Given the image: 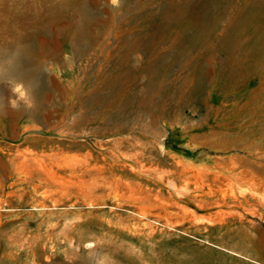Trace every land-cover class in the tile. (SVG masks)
<instances>
[{
	"label": "rangeland",
	"instance_id": "obj_1",
	"mask_svg": "<svg viewBox=\"0 0 264 264\" xmlns=\"http://www.w3.org/2000/svg\"><path fill=\"white\" fill-rule=\"evenodd\" d=\"M262 1L0 0V50L54 18L22 59L55 87L37 120L3 105L0 264H264Z\"/></svg>",
	"mask_w": 264,
	"mask_h": 264
},
{
	"label": "bare ground",
	"instance_id": "obj_2",
	"mask_svg": "<svg viewBox=\"0 0 264 264\" xmlns=\"http://www.w3.org/2000/svg\"><path fill=\"white\" fill-rule=\"evenodd\" d=\"M47 1V0H45ZM75 1V0H73ZM237 1V0H236ZM246 1V0H245ZM264 1V0H263ZM262 1V2H263ZM54 2V1H53ZM256 2V1H255ZM50 3V2H49ZM241 3V2H240ZM244 3V1H243ZM259 3V1L257 2ZM261 3V2H260ZM259 3V4H260ZM52 4V3H51ZM165 4V3H164ZM228 4V3H227ZM233 4V2H232ZM250 4V3H249ZM47 5V4H46ZM68 5V4H67ZM33 6V5H32ZM35 6V5H34ZM56 6V5H55ZM65 6V4H64ZM69 6V5H68ZM67 6V8H68ZM259 6V5H258ZM51 7V6H50ZM58 7V6H57ZM57 7H54V10H56L55 8ZM74 7V6H73ZM240 7V6H239ZM263 7V6H262ZM66 8V9H67ZM238 8V7H237ZM251 8V7H250ZM36 9V8H35ZM59 8H57L58 10ZM63 9V7H62ZM65 9V8H64ZM65 9V10H66ZM71 9V8H70ZM239 9V8H238ZM248 9V8H247ZM56 10V11H57ZM69 10V9H68ZM74 10V9H73ZM228 10V9H227ZM55 12V11H54ZM58 12V11H57ZM230 12V11H228ZM239 13H240V16H241V12L239 10ZM57 14V13H56ZM54 14V15H56ZM239 15V14H238ZM262 15V14H261ZM58 16V15H57ZM174 16V15H173ZM247 16V15H246ZM249 16V15H248ZM43 17H45L43 15ZM56 17V16H55ZM235 17V16H234ZM42 16L40 15V17L38 18V20H34L33 22H31V27H20V30L18 29H11V34L13 36V42L9 45V46H6V48H3L0 50V53H3L5 50H13V49H16V50H19L21 52V55H20V58L19 60L17 61V63L14 65V66H11L7 69V76L10 77V78H14L16 80H20V81H23V82H27L28 86L31 87V88H36L37 85H36V81H34L32 78H30V76L32 75V73L35 71L34 68H24L23 66V59L22 57L24 56V58L26 59L29 55H31L32 53V50H33V53L36 52L37 55H42L43 54V45L44 43L41 42V38H44V37H49L50 35H52V29L54 28L52 25H54V18L49 16L48 19L47 16L46 18H44L43 20L41 19ZM59 17H57L58 19ZM176 19V18H175ZM179 19V18H178ZM248 20V19H247ZM225 21V20H224ZM235 22V21H234ZM185 23V22H184ZM226 23V21H225ZM233 23V22H231ZM195 24V23H194ZM231 26V25H230ZM77 27V26H76ZM74 26V28H76ZM193 27V26H192ZM83 28V27H82ZM77 29V28H76ZM81 29V27H80ZM75 31V29H73ZM78 30V29H77ZM76 30V32H77ZM178 30V29H177ZM195 31V29H193ZM221 30V29H220ZM85 31V30H83ZM198 32V30H196ZM235 31V30H234ZM244 31V30H243ZM177 32V31H176ZM237 32V31H236ZM175 33V32H174ZM204 33V32H203ZM76 34V33H75ZM177 34V33H175ZM175 34H173L175 36ZM178 34H179V30H178ZM187 34V33H186ZM210 34V33H209ZM212 34V33H211ZM210 34V35H211ZM195 37L196 35L193 34ZM245 35V34H244ZM178 36V35H176ZM187 36V35H185ZM198 36V35H197ZM208 36V35H207ZM236 36V35H235ZM240 36H243V35H240ZM247 36V35H245ZM70 37V36H69ZM76 37V36H75ZM179 37V36H178ZM188 37V36H187ZM200 37V36H199ZM198 37V38H199ZM203 37V36H202ZM234 37V36H233ZM251 37V36H250ZM177 38V37H175ZM174 38V39H175ZM181 38V36H180ZM206 38V37H205ZM204 38V39H205ZM243 38V37H242ZM249 38V37H248ZM75 39V38H74ZM79 39V38H78ZM200 39V38H199ZM202 39V38H201ZM200 39V40H201ZM240 39V38H239ZM173 40V39H172ZM197 40V39H196ZM222 40V39H221ZM248 40V39H247ZM75 41V40H74ZM245 41V40H244ZM197 42V41H195ZM84 43V42H82ZM225 43V42H224ZM31 44V45H29ZM74 44V43H73ZM195 45V43H193ZM77 45V44H76ZM260 45V44H259ZM4 47V46H3ZM87 47V46H86ZM257 47V46H255ZM1 48V47H0ZM260 48V46H259ZM257 48V49H259ZM188 50V49H187ZM51 50H49L50 52ZM47 52V51H46ZM45 52V53H46ZM53 52V51H51ZM47 54V53H46ZM195 54V53H194ZM260 54V53H259ZM49 55V54H48ZM53 55V54H52ZM234 55V54H233ZM264 55V54H263ZM45 56V55H44ZM260 56V55H259ZM50 57V56H49ZM264 57V56H263ZM263 57L261 56L262 60L264 61ZM44 58V57H43ZM46 58V57H45ZM199 59V58H198ZM38 61V59H35ZM34 60V61H35ZM234 60V59H232ZM237 60V58H236ZM261 60V62H262ZM45 61V60H44ZM178 63V62H177ZM236 63V62H235ZM27 65V64H26ZM38 65V64H37ZM29 66V65H28ZM38 67V66H37ZM37 70V69H36ZM39 77V76H38ZM38 77H33L34 79H36L38 82H39V87L43 86V82H40L39 81V78ZM48 82V81H47ZM50 82V81H49ZM38 87V88H39ZM43 87H48L49 90L53 91L55 89V87L52 85V84H47V85H44ZM201 87V86H200ZM264 90V89H263ZM255 91V90H254ZM47 93V92H46ZM263 93V92H262ZM48 94V93H47ZM252 93H250V96H251ZM46 95V94H45ZM253 95V94H252ZM259 95V93H258ZM263 95V94H262ZM7 96V95H6ZM47 97V96H46ZM45 97V98H46ZM253 97V96H252ZM256 97V95H255ZM260 97V95H259ZM43 98V97H42ZM250 98V97H249ZM262 98V97H261ZM257 99V97H256ZM254 98V100H256ZM253 100V101H254ZM36 101H37V105L35 107L34 110H31L29 111V114L35 118L36 120L39 119V111H41L42 107H43V101L41 100V95L39 93V91L37 90L36 91ZM250 101V100H249ZM47 102V100H46ZM48 103V102H47ZM247 104V102H244ZM258 104V102H256ZM7 104V98L6 97H1L0 96V124L3 125L6 121H7V116L5 115L4 113V109H3V105H6ZM82 104V103H81ZM254 105V103L252 104ZM244 106V104H243ZM242 106V107H243ZM248 106V104H247ZM259 110H262L264 112V103H262L260 106H257ZM255 107V108H257ZM240 110V108H239ZM238 110V111H239ZM256 110V109H255ZM254 111V110H253ZM44 112V111H43ZM262 112V113H263ZM24 114V111L23 109H20V110H16L14 112V124H18V122L20 121L21 117L23 116ZM87 114V113H86ZM260 114V113H259ZM47 115V114H46ZM89 116V114H87ZM93 115V114H92ZM48 116V115H47ZM88 118V117H87ZM97 118V117H96ZM85 119V118H84ZM90 119V118H89ZM49 120V119H48ZM81 120V119H80ZM90 123V121H89ZM48 124V123H47ZM26 128V127H25ZM62 151V150H61ZM61 152L60 151H55V152H52L50 154H46V153H42V154H39V153H36V152H33L31 150H21V148L17 149L15 155L12 157V160L11 162L13 164L16 165V167L20 168V169H25V170H28V171H35V172H38V173H44V174H47L49 176L50 173H53L52 169L54 166H58V167H62L63 166V161L65 159L62 158L61 156ZM49 165H51V167L49 168ZM104 170V167L102 166H99L98 164H87L85 165L84 167H82L81 169H78V170H72V171H75V172H80V177L81 178H84V177H87L88 175H93V174H101ZM55 174V173H53ZM55 176V175H54ZM53 178V177H51Z\"/></svg>",
	"mask_w": 264,
	"mask_h": 264
},
{
	"label": "clouds",
	"instance_id": "obj_3",
	"mask_svg": "<svg viewBox=\"0 0 264 264\" xmlns=\"http://www.w3.org/2000/svg\"><path fill=\"white\" fill-rule=\"evenodd\" d=\"M113 7H119L120 0H110ZM21 52L19 50H5L0 53V86L8 89L9 95L6 97L8 106L13 110H20L21 106L25 111H30L36 107V91L39 87V82L36 81V88H31L25 85L23 81L16 80L7 76V69L14 66L19 60Z\"/></svg>",
	"mask_w": 264,
	"mask_h": 264
}]
</instances>
